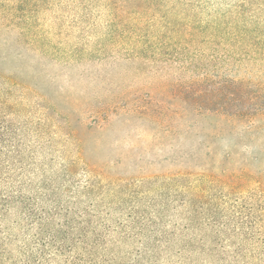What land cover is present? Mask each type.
Segmentation results:
<instances>
[{"label":"trees","instance_id":"trees-1","mask_svg":"<svg viewBox=\"0 0 264 264\" xmlns=\"http://www.w3.org/2000/svg\"><path fill=\"white\" fill-rule=\"evenodd\" d=\"M46 21L77 31L72 59L192 70L178 104L242 126L221 151L201 139V170L146 178V207L104 168L80 178L79 148L49 157L51 120L24 103L62 50ZM0 264H264V0H0Z\"/></svg>","mask_w":264,"mask_h":264},{"label":"rangeland","instance_id":"rangeland-1","mask_svg":"<svg viewBox=\"0 0 264 264\" xmlns=\"http://www.w3.org/2000/svg\"><path fill=\"white\" fill-rule=\"evenodd\" d=\"M44 27L49 30L51 22L46 21ZM55 32L49 30L53 42H60L62 50L38 64L46 76L32 84L24 103L34 106L36 118L51 120V130L56 133L48 131L44 138L52 139L48 144L49 157L58 162L66 155L75 158L76 147L79 148L80 178L85 162L104 168L108 176L121 179L122 184L130 183L131 191L141 193L140 203L146 207V178L162 180L164 176L201 170V139L210 142V135L217 134L213 144L221 151L228 146L233 127L242 126L240 122L199 114L193 106L186 109L178 104L184 97L181 88L194 81L192 70H182L175 64H137L121 59H72L65 52L77 41V31L59 36ZM206 94L210 98V91ZM97 104H114L110 123L85 132L81 126L89 123ZM72 129L78 131L74 141L64 137V132Z\"/></svg>","mask_w":264,"mask_h":264}]
</instances>
